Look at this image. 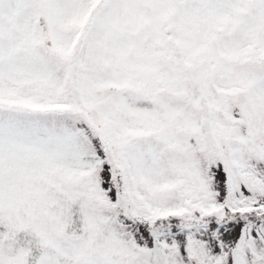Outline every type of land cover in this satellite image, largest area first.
I'll list each match as a JSON object with an SVG mask.
<instances>
[{
  "label": "snow or ice",
  "instance_id": "snow-or-ice-1",
  "mask_svg": "<svg viewBox=\"0 0 264 264\" xmlns=\"http://www.w3.org/2000/svg\"><path fill=\"white\" fill-rule=\"evenodd\" d=\"M0 264H264V0H0Z\"/></svg>",
  "mask_w": 264,
  "mask_h": 264
}]
</instances>
